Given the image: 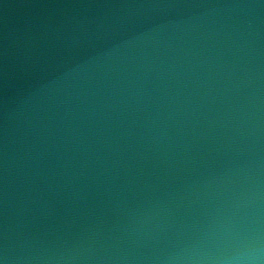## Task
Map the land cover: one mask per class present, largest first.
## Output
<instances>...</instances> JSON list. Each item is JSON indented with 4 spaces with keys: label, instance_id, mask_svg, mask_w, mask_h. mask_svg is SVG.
<instances>
[{
    "label": "water",
    "instance_id": "obj_1",
    "mask_svg": "<svg viewBox=\"0 0 264 264\" xmlns=\"http://www.w3.org/2000/svg\"><path fill=\"white\" fill-rule=\"evenodd\" d=\"M0 264H264V0H0Z\"/></svg>",
    "mask_w": 264,
    "mask_h": 264
}]
</instances>
